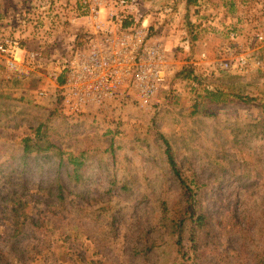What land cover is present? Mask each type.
<instances>
[{
  "label": "rangeland",
  "instance_id": "374dc122",
  "mask_svg": "<svg viewBox=\"0 0 264 264\" xmlns=\"http://www.w3.org/2000/svg\"><path fill=\"white\" fill-rule=\"evenodd\" d=\"M128 1L126 24L142 15L166 49V88L74 112L54 75L89 8L0 0L25 71L0 57V264H264V0ZM25 139L58 150L25 156Z\"/></svg>",
  "mask_w": 264,
  "mask_h": 264
},
{
  "label": "built area",
  "instance_id": "2783aa9c",
  "mask_svg": "<svg viewBox=\"0 0 264 264\" xmlns=\"http://www.w3.org/2000/svg\"><path fill=\"white\" fill-rule=\"evenodd\" d=\"M83 4L89 8L83 42L68 60L57 64L54 75L56 80L59 74L64 77L58 86L63 105L79 112L87 105L111 101L129 89L140 106H147L166 88L165 47L151 39L150 26L142 15H133L132 23L126 24L134 8L132 2L83 0ZM19 52L24 51L18 41L0 43V57L18 75L25 73L16 58ZM40 58V52L28 54L29 62Z\"/></svg>",
  "mask_w": 264,
  "mask_h": 264
},
{
  "label": "trees",
  "instance_id": "16d2710c",
  "mask_svg": "<svg viewBox=\"0 0 264 264\" xmlns=\"http://www.w3.org/2000/svg\"><path fill=\"white\" fill-rule=\"evenodd\" d=\"M59 82L60 83H63L64 82V77H60L59 79ZM209 95L211 96V100L213 102H220L222 101L221 98L224 97V93L221 92V91H218L217 93L215 92H211L209 93ZM237 98L241 99V100H245L247 102H250L251 99H248V98H243L241 97L240 95H237ZM37 136L38 138L41 139V128L38 129V132H37ZM165 144L167 146V150H166V154H167V161L170 165V167L172 168L173 172L179 176V171L177 169V165H176V161L173 157V154L171 152V146L169 145V143L167 141H165ZM57 151L58 149L56 148V146L54 144H50V145H47V146H44L43 144H36V143H32V140L31 139H25L24 140V155L25 156H29L33 153H41V152H53V151ZM61 161H63L64 159H60ZM68 164H72L76 169L80 168L82 165H83V161L79 160V159H70ZM182 184H183V181H182ZM186 195L188 198H192L193 197V194H192V191L189 187H186ZM192 215L194 216V212L192 211ZM198 224L199 226H201L202 223L205 222V219L203 216L199 215L198 218Z\"/></svg>",
  "mask_w": 264,
  "mask_h": 264
},
{
  "label": "crops",
  "instance_id": "0c3cea01",
  "mask_svg": "<svg viewBox=\"0 0 264 264\" xmlns=\"http://www.w3.org/2000/svg\"><path fill=\"white\" fill-rule=\"evenodd\" d=\"M86 24V20L84 19V23H83V25H85Z\"/></svg>",
  "mask_w": 264,
  "mask_h": 264
}]
</instances>
